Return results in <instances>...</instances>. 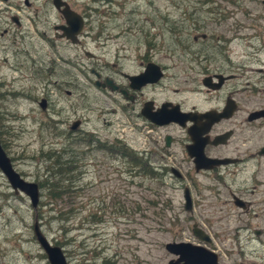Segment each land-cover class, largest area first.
I'll return each mask as SVG.
<instances>
[{"label":"rangeland","instance_id":"obj_1","mask_svg":"<svg viewBox=\"0 0 264 264\" xmlns=\"http://www.w3.org/2000/svg\"><path fill=\"white\" fill-rule=\"evenodd\" d=\"M33 1L40 9L38 16L41 18L45 0ZM72 1L76 10L85 12L87 17L84 43L65 51L66 62L56 58L68 70L72 83L66 89L71 93L67 95L53 89L49 94L57 103L61 119H82L81 129L97 130L103 139L114 142L118 137L127 145L132 142L130 127L117 121L110 112L109 102L100 98L91 69L98 70L102 60L113 61L118 47L126 49L129 58L134 57L135 50L146 49V43L151 48L161 42L169 50L179 49L178 31L190 25L184 11L196 13L195 17L205 20L222 17L228 12L227 21L215 25L208 20L205 27L215 33L228 27L229 46L237 66L264 65V49L258 52L264 41L263 0H112L110 4L98 0ZM3 26L0 23V29ZM257 32L262 36L248 38ZM32 43L43 54L40 38H34ZM27 46H31L28 40L13 43L12 37H0V139L14 168L25 179L37 182L41 195L38 207L33 209L26 195L14 193L0 170V264H49L34 236L35 219L48 240L63 249L69 264H82L88 257L91 264H103L105 257L114 259L115 264H163V245L173 237L165 232L166 221L172 214L166 204L171 202L176 211L183 200L181 188L172 178L164 180L162 176V180L153 177L148 184L150 188L142 193H131L133 176L129 165L124 163L128 159L99 161L98 151L84 153L91 144L71 143L74 136L66 141L60 133L54 132L57 128L53 127L51 117L41 112L33 101L43 90L37 82V86L32 82L34 74L25 70L28 64L21 48ZM83 46L95 56L86 57ZM176 60V54H169V65H178ZM123 65L126 70L130 69L128 57ZM170 73H180L178 66L170 69ZM237 84L239 86V82ZM175 87H178L176 80L169 83V92ZM79 135L81 133L75 136ZM241 135L239 133L237 142L242 139ZM64 147L68 148L66 156H73L69 152L73 149L72 164L78 165L74 173L77 176L62 199L49 200L41 181L45 178L46 166L53 161L51 152H61ZM86 161L94 164L82 165ZM254 171L257 168L250 166L228 176V264H264V185L258 186L254 194L246 192L244 195L253 203L249 214L235 207L229 196V189L239 192L251 187ZM195 178L198 185L195 193L202 194L204 200L194 212V220L211 221L220 233L225 228L224 218L219 217L224 212L223 207L220 208L224 187L207 176ZM257 178L264 183V160ZM135 181L140 183L141 180ZM217 191L219 195L210 196ZM144 198L151 201V209L147 212L149 219L139 218L137 212L133 217L129 210L135 201ZM186 216V211L180 212V218ZM253 228L260 229L261 234L255 235ZM222 258L226 261L225 254Z\"/></svg>","mask_w":264,"mask_h":264},{"label":"flooded vegetation","instance_id":"obj_2","mask_svg":"<svg viewBox=\"0 0 264 264\" xmlns=\"http://www.w3.org/2000/svg\"><path fill=\"white\" fill-rule=\"evenodd\" d=\"M64 1L85 19L76 43L66 34L68 25L61 12L63 6L59 9L52 0H45L40 18V9L35 6L33 0H0V23L4 25L0 29V37H12L13 43L28 40L31 44L26 49L21 48L28 64L25 70L34 74L32 82L35 86L37 82L43 90L33 101L40 107L41 112L51 117L53 127L57 128L54 132L60 133L66 141L74 136L71 143L91 144L84 151L85 155L96 150L101 154V158L97 157L96 161H115L120 157L128 159V162L124 163L129 165L133 176L131 182L134 189L131 193H142V190L149 189L148 184L153 177L162 180L163 176L164 180L172 178L177 182L183 200L182 204L176 207V211L173 210L175 206L171 202L166 204L172 214L166 221L165 232L173 237L163 245V264L185 263L181 254L167 247L172 243H187L190 244L189 248L202 246L217 255L216 259L209 260L207 264H228V176L250 166L257 168L250 179L251 187L239 192L229 189L232 203L243 213L249 214L253 204L244 196L246 192L254 194L258 191V186L264 185L257 178L264 160V154L260 153L264 147V65L237 66L233 62L232 49L229 46L231 39L228 38V27L219 33L205 27L209 24L208 20L213 21L215 25L227 21L228 12H224L222 17L205 20L195 17L196 13L184 11V14L188 15L185 20L189 21L190 25L178 31L179 49L169 50L164 48L161 42L151 48V45L146 43V49L135 50L134 57L129 58L127 50L118 47L113 53V61L102 60L98 70L91 69L96 77L95 85L100 98L109 102L110 112L116 116L117 121L130 127V145L118 137L112 142L101 138L97 130L81 129L84 124L82 119H61L60 111L56 109L57 103L49 94L53 89L64 91L67 95L71 93L66 89V86L72 83L71 77H68V70L63 68L62 62L56 61V58L66 62L65 51L84 43L86 14L76 10L72 0ZM262 3L264 4V0ZM47 4L49 7H46ZM262 18L264 19V15ZM256 35V38L262 36L257 32L248 38ZM34 38H40L42 41L40 49H44L43 54L33 45ZM261 49H264V41L260 49L255 48L254 52ZM82 50L86 57L95 56L84 46ZM169 54L177 55L178 65L174 66H178L180 73H170L174 66L168 64ZM127 57L130 63L128 70L123 65ZM80 64L84 65V62ZM108 69L110 71L106 73ZM82 73L88 75L86 71ZM250 73L254 75H249ZM174 80L178 87L172 88L170 93L169 83ZM171 111L178 113V121L158 122L168 120V113ZM74 123L77 126L73 129ZM77 133L81 135L75 136ZM239 133H242V139L237 142ZM120 142L126 146L118 150L114 143ZM56 144L58 145L57 142ZM62 145L65 146V143ZM69 152L72 157L75 156L73 149ZM65 153H68V148L65 147L61 152H51L53 162L66 160ZM197 158L201 159L202 164L210 163L211 160L224 162L197 168ZM93 164L86 161L82 165ZM198 175L207 176L224 187L223 205L220 206L224 212L223 216L219 217L224 218L225 228L220 233L214 229L211 221L194 220V212L204 200L202 194L195 193L198 190L195 177ZM135 179L141 180L140 183H135ZM210 188L214 190L217 187ZM216 195H219V191L210 196ZM234 197L240 198L242 203L236 205ZM150 209L151 201L144 198L139 202L135 201L129 214L135 217L137 212L139 218L149 219L147 212ZM182 211H186L188 216L180 218ZM252 230L257 236L262 232L256 228ZM195 231L202 234L203 238ZM222 254H225L226 261L223 260ZM110 263L115 264L114 259H103V264ZM82 264H91L89 257Z\"/></svg>","mask_w":264,"mask_h":264},{"label":"water","instance_id":"obj_3","mask_svg":"<svg viewBox=\"0 0 264 264\" xmlns=\"http://www.w3.org/2000/svg\"><path fill=\"white\" fill-rule=\"evenodd\" d=\"M53 4L56 8H61V12L66 20L68 25L66 34L69 36L73 43H76L79 40V35L81 34L85 19L84 17L74 9L70 7V5L64 0H52ZM263 113V112H260ZM221 116V115H220ZM170 120L178 121V113L175 111H171L168 113V120L166 121H158L159 123L168 122ZM76 124L74 123L72 128H76ZM260 153L264 154V147L260 151ZM197 168L201 166L211 167L213 164L223 163L224 160H211L210 163L202 164L201 159L197 158ZM200 163V164H199ZM0 170L2 174L6 177L10 187L14 191V193H22L29 198L31 206L36 209L40 200V190L38 183L35 181H30L25 179L13 166L11 158L7 155L5 150L2 147V143L0 140ZM189 200L187 199V202ZM234 203L239 205L242 203V200L238 197H234ZM33 232L34 236L43 249L44 253L47 256V260L49 264H68L65 254L62 248L56 244H52L48 238L42 233L41 228L39 226V222L35 219L33 224ZM195 233L203 238V235L198 231ZM190 244L187 243H172L168 244L167 247L173 250L175 253L181 254L182 258H184V264H207L211 259H216V253L207 250L202 246H193V248H189Z\"/></svg>","mask_w":264,"mask_h":264},{"label":"trees","instance_id":"obj_4","mask_svg":"<svg viewBox=\"0 0 264 264\" xmlns=\"http://www.w3.org/2000/svg\"><path fill=\"white\" fill-rule=\"evenodd\" d=\"M98 1L102 4L112 3V0ZM114 146L119 150L126 145L120 142V144L114 143ZM71 157L72 156L69 155L66 160L52 161L50 165L46 166L45 178L42 179L41 186L47 190L46 197L49 198V200L62 199L61 197L69 192L72 181L74 180V177L77 176V174H74L76 166L72 164L73 160H71ZM127 158H129V156H127Z\"/></svg>","mask_w":264,"mask_h":264},{"label":"bare ground","instance_id":"obj_5","mask_svg":"<svg viewBox=\"0 0 264 264\" xmlns=\"http://www.w3.org/2000/svg\"><path fill=\"white\" fill-rule=\"evenodd\" d=\"M39 186V185H38ZM40 190V189H39ZM40 195H41V192H40ZM39 222V221H38ZM40 226V225H39Z\"/></svg>","mask_w":264,"mask_h":264}]
</instances>
